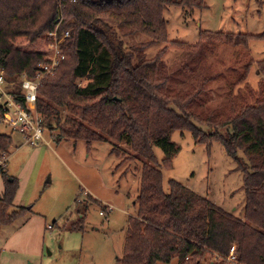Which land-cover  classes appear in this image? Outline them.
Returning a JSON list of instances; mask_svg holds the SVG:
<instances>
[{
    "label": "trees",
    "instance_id": "1",
    "mask_svg": "<svg viewBox=\"0 0 264 264\" xmlns=\"http://www.w3.org/2000/svg\"><path fill=\"white\" fill-rule=\"evenodd\" d=\"M169 5L192 8L205 3L0 0V68L6 79L12 78L9 81L22 75L33 77L37 64L47 61L51 53L47 37L61 16L58 35L69 29L62 45L64 57L55 74L45 78L37 89L36 111L43 126L59 129L58 140L83 139L89 146L92 142H109V138L125 141L144 160L137 211L128 219L121 264H203L209 255L214 256V262L222 260L224 264H264V98L238 111L233 103L224 118L203 119L193 109V105H201L197 91L188 95L170 92L163 60L166 47L146 58L143 50L147 42L129 47L120 36V32L142 33L152 42H166L164 10ZM202 36L231 45L264 40V33L206 31ZM258 63L264 73V60ZM16 101L24 105L22 96H16ZM2 112L0 105V119ZM196 121L210 132H204L194 124ZM174 130L190 131L197 143L217 141L223 145L243 173V217L223 210L175 180H169L168 191L163 189L158 166L170 168L179 151L170 139ZM11 143V136L0 131V174L4 176L0 227L26 212L25 208L8 212L18 188L17 179L5 173ZM155 146L164 152L161 165ZM112 150L121 152L114 144ZM232 246L237 255L231 260Z\"/></svg>",
    "mask_w": 264,
    "mask_h": 264
},
{
    "label": "rangeland",
    "instance_id": "2",
    "mask_svg": "<svg viewBox=\"0 0 264 264\" xmlns=\"http://www.w3.org/2000/svg\"><path fill=\"white\" fill-rule=\"evenodd\" d=\"M204 3L203 7H166V42H152L142 33L120 32V36L129 47L147 42L143 50L146 58L166 47L163 60L170 92L188 95L197 91L201 105H193V109L203 119H219L229 113L233 103L238 111L264 98V73L258 65L264 60V40L231 45L216 37L203 39L202 32L264 33V0ZM20 81L11 86L3 84L2 88L19 93ZM194 124L210 132L198 121ZM58 130L45 126L43 138L33 146L24 141L20 131L0 122V131L12 139L6 177L18 181L8 212L26 210L23 216L0 227V264H121L128 219L137 211L144 160L125 141L107 138L109 142L89 146L83 139L58 140ZM170 139L179 147L170 168L161 165L164 152L154 147L163 189L168 191L169 180H175L223 210L243 217V173L223 145L217 141L197 143L188 130H174ZM113 144L120 153L112 150ZM3 180L0 174V197ZM214 261L209 255L203 264H224Z\"/></svg>",
    "mask_w": 264,
    "mask_h": 264
},
{
    "label": "built area",
    "instance_id": "3",
    "mask_svg": "<svg viewBox=\"0 0 264 264\" xmlns=\"http://www.w3.org/2000/svg\"><path fill=\"white\" fill-rule=\"evenodd\" d=\"M61 19V16L56 19L57 27L48 34V47L51 53L47 56V61H42L37 64L33 77L22 75L19 83V93L12 91V89L4 90L2 88L3 84L11 86L15 84V81L6 80L5 73L0 68V105L3 106L0 122L7 124L14 130L20 131L24 141L33 146L37 145L43 138L42 131L45 129L42 124V117L36 111L37 89L45 78L55 74L58 65L64 57L62 48L65 49V46L62 47V45L69 36V29H66L58 35V25ZM18 95L23 97L24 105L16 101V96ZM107 208L110 211L112 209L108 205ZM236 255V249L232 246L229 252V259H234Z\"/></svg>",
    "mask_w": 264,
    "mask_h": 264
},
{
    "label": "crops",
    "instance_id": "4",
    "mask_svg": "<svg viewBox=\"0 0 264 264\" xmlns=\"http://www.w3.org/2000/svg\"><path fill=\"white\" fill-rule=\"evenodd\" d=\"M7 241H8V240L5 241V244L7 243ZM3 245H4V244H3ZM0 247H3V246H0ZM1 250H2V248H1ZM2 251L5 252L4 250H2Z\"/></svg>",
    "mask_w": 264,
    "mask_h": 264
},
{
    "label": "clouds",
    "instance_id": "5",
    "mask_svg": "<svg viewBox=\"0 0 264 264\" xmlns=\"http://www.w3.org/2000/svg\"><path fill=\"white\" fill-rule=\"evenodd\" d=\"M108 213V212H107Z\"/></svg>",
    "mask_w": 264,
    "mask_h": 264
},
{
    "label": "water",
    "instance_id": "6",
    "mask_svg": "<svg viewBox=\"0 0 264 264\" xmlns=\"http://www.w3.org/2000/svg\"><path fill=\"white\" fill-rule=\"evenodd\" d=\"M11 179V178H10Z\"/></svg>",
    "mask_w": 264,
    "mask_h": 264
}]
</instances>
